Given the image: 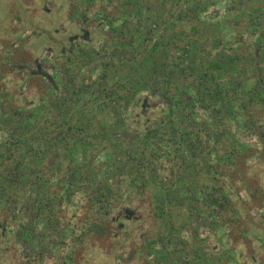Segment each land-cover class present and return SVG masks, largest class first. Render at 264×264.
<instances>
[{"label":"rangeland","instance_id":"obj_1","mask_svg":"<svg viewBox=\"0 0 264 264\" xmlns=\"http://www.w3.org/2000/svg\"><path fill=\"white\" fill-rule=\"evenodd\" d=\"M129 1L0 0V128H4L0 131V153L10 140L6 127L24 135L22 116L12 118L7 114L12 104L21 106L24 116L32 111V106L40 104V122L52 127V135L65 131L69 125L66 121L75 118L85 126L67 133L58 145L60 155L68 159L62 161V156L55 157L48 151L41 162H31L33 173L17 174L19 181L12 186L23 197L21 220L15 222L11 214L0 212V264H264V223L256 231V220L264 218L260 214L264 204L261 192L246 202L248 217L241 221L242 226L235 220L230 222L233 232L229 234L219 217H212L202 203H194V181L199 179L198 170L205 166L198 163L197 168H188L186 184L176 179L167 194L174 199L166 214L171 217L164 220L152 215V185L147 190L140 189L142 176L135 173L144 161L138 148L154 150L156 144L155 135L140 134L146 126L155 125L152 116L146 119L141 114L143 106L146 103L159 109L162 117L168 112L163 108L169 106L173 95L184 99L186 70H181L180 63L191 67L196 54L204 58L203 62L212 57L231 65L222 49L209 53L192 46L200 31L210 34L213 40L225 39L224 42L234 36L222 31L221 16L229 4L224 6L226 1L222 0L221 6L186 10L183 0H134L136 7ZM251 2L240 0L235 7L240 9L243 21L263 28L260 12L248 14ZM110 10L119 12L121 17L113 26L103 13ZM54 19L62 23H51ZM84 23L90 36L73 40L77 44L73 47L69 37ZM249 29L247 40L255 41L253 25ZM140 30L149 31V36L130 42L128 36L132 38V32L136 37L143 36L145 32L139 34ZM60 41L66 44L63 55ZM261 63L264 66V54ZM220 72L231 78L229 71ZM189 73L191 81L193 72ZM98 76L111 86L102 97L90 95L94 89L91 82ZM168 77L172 84L166 92L163 83ZM77 97L82 98L76 101ZM88 97L105 99L101 102L105 106L95 108L99 111L95 121L94 111L83 107ZM174 121L178 122V117ZM17 147L11 144L15 155L25 156L32 149V142L21 152L15 150ZM98 154L107 165L97 170L90 157ZM165 164L166 160L163 165L162 158L156 156L155 162L147 165L148 176ZM69 166H75L74 172ZM258 170L264 176V166ZM12 171L13 165L1 159L2 181L13 180ZM250 176L256 183L257 177ZM146 179L148 184L149 178ZM83 182L92 186L94 195L110 182L128 185L132 194L125 193L122 204L112 206L110 215L102 218L104 210L95 215L86 211ZM127 209L135 212V219L144 218L139 222L129 220L124 214ZM100 221L105 225H100Z\"/></svg>","mask_w":264,"mask_h":264},{"label":"trees","instance_id":"obj_2","mask_svg":"<svg viewBox=\"0 0 264 264\" xmlns=\"http://www.w3.org/2000/svg\"><path fill=\"white\" fill-rule=\"evenodd\" d=\"M183 1L187 5H185L186 10H189L190 7L195 10L198 7L204 10V8H209L210 5H222V0ZM225 1L224 6L229 5L226 6L221 16L222 31H230L234 33V36L224 42L225 39L220 40L217 38L213 40L210 34L200 31L197 38L192 40V46L199 49L198 51H208L209 53H212L213 49H216V52L222 49V52H225L224 56L229 58L231 65L227 66L220 61L213 60L212 57L205 59L203 62L204 58L196 54L191 67L189 64H187L188 67H185L184 64L180 63V66L183 67L181 70H186L184 99L173 95L169 106L163 108V111L168 109V112L162 117H159L161 115V113L158 114L159 109L157 110L149 104L146 106V103L143 106L141 114L145 115L143 117L147 116L146 119H150L149 116H152L151 118L155 119V125L153 127L146 126L145 129L140 130V134L155 135L156 144L154 150L150 148L148 151L146 146L138 148V152L142 154L144 161L136 167L135 173L136 176H142V181L138 183L140 189L147 190V186L151 187L152 185V215L161 216L164 220L171 217H166V214L169 211L168 208L170 209L173 206L174 199H171L167 194L176 184V179H180L183 184H186L188 168H197L198 163L205 166L198 170L199 179L194 181V191L196 192L193 198L194 203H202L205 206L204 210L208 211L212 217H219L227 229L226 232L230 234L233 232V227L230 226L231 221L235 220L237 225L242 226L243 222L241 223V221L247 219L246 202L249 198L254 197L253 195L256 193L259 195L260 192L264 196V176L258 170L259 167L264 166V66L261 63L264 54V34H262L264 24L263 28H258L256 27L257 24H248L249 22L246 19L243 21L242 15L238 11L240 9L235 7V3L240 0ZM251 1L252 6L248 14L252 15L254 11H258L264 17V0ZM129 5L137 6L134 0H130ZM138 6L140 7V4ZM103 13L108 19V24L112 26L121 19L119 12L110 10V12L106 11L105 13L103 11ZM126 15L131 14L127 13ZM252 25L255 33H257V39L248 42L249 27ZM141 31L145 32L142 37ZM139 34L136 37L132 32V38L128 36L129 41L136 43L137 39L138 41L139 39L145 40L149 36V31L140 30ZM212 41L215 42V45ZM223 69L229 71L228 75L231 78L220 75V70ZM190 71L193 72L191 81H189ZM169 78L164 80L163 83L166 92L169 91V86L172 84ZM91 83L94 84V89L90 91V95L96 94L102 97V94L111 87L108 81L99 76ZM93 97H88L83 107H90L94 111L95 121V118L99 116V111H96L95 108L105 106L101 103L105 99L99 101L93 99ZM186 97L187 102H185ZM79 98L77 97L76 101L81 100L82 97ZM58 106L63 108V106ZM35 108L38 109L35 110ZM22 109L21 106H14V104L7 109V114L11 115L12 118L22 116L21 118L25 120V126H21L24 135H20L18 129L6 127L5 132L10 140L5 146V150L0 153V160L5 159L7 164H12L14 167V171H12L14 172L12 174L13 180L4 182L1 179L2 175H0V212L11 214V218L15 222L21 220L19 217L23 209L21 202L23 197H20L17 189L12 186L13 182L19 181L17 174L28 176L33 173L35 167L31 162H34L35 159L41 162L43 158L47 157L46 153L48 151H52L55 157L58 154L59 157L62 156L60 158L62 161L68 159L66 155H60L58 145L60 146L63 143L64 136H67V133H73L75 130L85 127L79 118H73L74 120L66 121L69 125L65 131L61 129L52 135V127L45 126L43 122H40L43 115L39 112L40 104L32 106V111L26 116L21 112ZM139 117L140 115L135 117V121ZM174 117H178L179 123L174 121ZM21 124L23 125V123ZM92 124H94L93 120ZM33 126H36L35 130ZM0 129V131H4V128L1 127ZM30 142H32V149L25 156H22V154L15 155L16 152L11 148V144L14 143L18 146L15 150L21 152L25 149L24 146L29 145ZM46 146L48 147L45 148ZM99 156L100 154H98V157L96 155L90 157V163H93L94 168L97 170L107 165V162L100 160ZM156 156L162 158L163 165L166 160L167 165L165 164L166 168L165 166L163 168L159 166L158 168V165H155L153 169L156 171L158 168V172L153 175L150 174L149 177L147 165L153 164ZM249 160L257 161L249 163ZM74 167L69 166L68 169L74 172ZM161 171L164 173L161 174ZM44 173H48V170L44 169ZM250 175L257 177L256 183H253L256 179L251 178ZM3 177L9 179L6 175H3ZM146 178H149L148 184ZM81 185H83V191L81 192H84L82 197L86 201L84 206L88 208L86 211L88 214L95 215L104 210L102 218H107L110 215L112 206L122 204L125 193L132 194V191L127 190L129 186L126 187L124 184L110 182L98 195L92 193L90 184L83 182ZM125 187L126 189H124ZM250 190H252L251 193H249ZM179 192H181V189H179ZM137 193L140 192L137 191ZM262 206L263 210L260 214L264 215V204ZM143 218L142 216L139 220L135 218L128 219L135 222L138 220L139 222ZM262 219L260 222L256 220L257 232L261 227V223H264V218ZM99 223L105 225L102 221ZM121 227L125 228V226Z\"/></svg>","mask_w":264,"mask_h":264},{"label":"flooded vegetation","instance_id":"obj_3","mask_svg":"<svg viewBox=\"0 0 264 264\" xmlns=\"http://www.w3.org/2000/svg\"><path fill=\"white\" fill-rule=\"evenodd\" d=\"M44 9L48 12V10H49V8L47 7V6H44ZM59 13H60V11H59ZM55 21H51V23L52 22H54L55 24H61L62 22L60 21V20H56V19H54ZM86 20V19H85ZM84 20V21H85ZM18 22V21H17ZM74 22V21H73ZM87 22V21H86ZM75 23L76 24H79V22H76L75 21ZM18 24H20L19 22H18ZM42 24H44V23H42ZM44 32V31H43ZM44 33H46L47 34V32H44ZM89 36H90V31L88 30V28L86 27V25H85V23H84V25H80L79 26V31L78 32H76V34H73V35H71L70 37H69V39H70V41H72V46L74 47L75 45H77L76 44V42L75 41H77V39H79V38H83V39H85V38H89ZM73 40H75L74 42H73ZM57 42H59V41H57ZM60 44L62 45L61 46V52H62V55L64 54L63 52L66 50V44H63V42H61L60 41ZM72 46H71V48H72ZM52 48V47H51ZM70 48V49H71ZM69 49V50H70ZM124 214L128 217V218H135L136 217V214H135V212L133 211V210H129V209H127L125 212H124ZM118 218V217H117ZM116 218V219H117Z\"/></svg>","mask_w":264,"mask_h":264}]
</instances>
